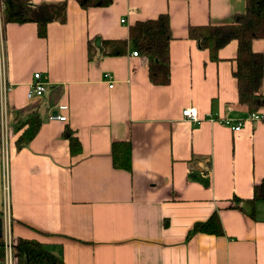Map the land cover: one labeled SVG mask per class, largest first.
Wrapping results in <instances>:
<instances>
[{
  "label": "crops",
  "instance_id": "0c3cea01",
  "mask_svg": "<svg viewBox=\"0 0 264 264\" xmlns=\"http://www.w3.org/2000/svg\"><path fill=\"white\" fill-rule=\"evenodd\" d=\"M245 10V0H113L88 10L70 0L66 21L49 24L46 38L35 23L7 25L10 160L4 169L0 147V215L7 185L13 238L36 240L65 264H264V204L257 205L259 220L231 208L264 179V120H250L233 76L238 42L214 62L188 37L190 25L231 23ZM161 14L170 18L171 80L155 86L147 57L133 56L135 49L103 56L100 43L127 39L136 22ZM253 50L264 54V39ZM36 73L46 92L30 100ZM187 107L198 109V124L184 119ZM32 111L43 125L19 150L16 124ZM57 114L68 121L50 119ZM220 118L244 126L234 132ZM67 127L82 144L78 156L70 153ZM117 141L132 143V172L112 165ZM214 213L223 236L189 237Z\"/></svg>",
  "mask_w": 264,
  "mask_h": 264
},
{
  "label": "trees",
  "instance_id": "16d2710c",
  "mask_svg": "<svg viewBox=\"0 0 264 264\" xmlns=\"http://www.w3.org/2000/svg\"><path fill=\"white\" fill-rule=\"evenodd\" d=\"M3 5L1 25L5 38L9 24L35 23L40 38L48 36V26L53 22L64 23L67 18L68 2L41 3L30 5L27 0H1ZM83 10L92 7L109 6L113 0H73ZM246 10L237 14L231 23L208 24L188 27V37L198 44L202 50L209 52L210 59L219 61V52L232 41L238 42L233 76L237 81L239 104L246 106L250 114L259 112L264 104V95L260 92L264 78V54L253 50V41L264 39V0H245ZM172 32L168 14L157 18L138 21L129 29V37L121 40H102L100 46L103 56H124L131 49L148 58L149 78L155 86H166L171 80L170 42ZM89 59L94 56V45L88 43ZM43 119L39 112L32 111L16 124L19 133L16 140L17 149H21L39 133ZM64 137L69 142L70 153L78 156L82 152V144L75 132L67 127ZM1 147V127H0ZM112 165L115 169L132 172L133 146L130 141L112 143ZM264 204V179L254 186L250 199L235 198L231 208L247 210L248 215L256 220L258 204ZM223 236L224 231L218 213H214L208 221L196 223L189 233ZM18 264H65L64 261L47 251L36 240L18 239L15 245ZM3 238L0 239V261L4 259Z\"/></svg>",
  "mask_w": 264,
  "mask_h": 264
},
{
  "label": "built area",
  "instance_id": "2783aa9c",
  "mask_svg": "<svg viewBox=\"0 0 264 264\" xmlns=\"http://www.w3.org/2000/svg\"><path fill=\"white\" fill-rule=\"evenodd\" d=\"M3 5L0 0V127H1V152L2 161L4 169L10 160V150L8 146V108H9V95L12 92V86L9 83L6 73H5V56H4V37L2 33L1 16H2ZM125 23V20L122 21ZM133 56H139L138 51L132 52ZM105 79H112L111 75L106 73L104 75ZM113 87V85H110ZM46 92V84L42 80V75L36 73L34 75V81L31 84L29 91L27 93V98L32 100L40 98ZM69 109L68 105H61L59 107L60 111H67ZM183 117L186 121L192 124H198L200 122L198 109L196 107H187L182 112ZM250 120L253 122H258L264 120V112H256L250 114ZM51 120H58L60 122H67L68 118L65 114H57L50 117ZM218 123L230 128L234 132H239L244 126L243 121H238L229 118L217 119ZM5 196L3 201V206L1 210V218L3 220V243H4V259L3 264H16V240L12 235V225H13V215L10 198L8 196V186L4 187Z\"/></svg>",
  "mask_w": 264,
  "mask_h": 264
},
{
  "label": "water",
  "instance_id": "95a60500",
  "mask_svg": "<svg viewBox=\"0 0 264 264\" xmlns=\"http://www.w3.org/2000/svg\"><path fill=\"white\" fill-rule=\"evenodd\" d=\"M3 237V220L0 216V239Z\"/></svg>",
  "mask_w": 264,
  "mask_h": 264
}]
</instances>
